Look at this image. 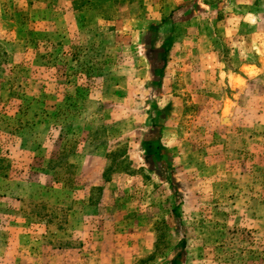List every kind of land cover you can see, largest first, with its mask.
I'll return each instance as SVG.
<instances>
[{
	"label": "rangeland",
	"instance_id": "374dc122",
	"mask_svg": "<svg viewBox=\"0 0 264 264\" xmlns=\"http://www.w3.org/2000/svg\"><path fill=\"white\" fill-rule=\"evenodd\" d=\"M4 1L0 264H264V52L237 5Z\"/></svg>",
	"mask_w": 264,
	"mask_h": 264
},
{
	"label": "crops",
	"instance_id": "0c3cea01",
	"mask_svg": "<svg viewBox=\"0 0 264 264\" xmlns=\"http://www.w3.org/2000/svg\"><path fill=\"white\" fill-rule=\"evenodd\" d=\"M231 4L237 5L233 16L235 22L232 28L228 29L230 34H236L239 42V51H255V53L264 52V0H229ZM4 0H0V23H5L7 18L4 12ZM225 17V14H224ZM228 17V18H229ZM1 26V24H0ZM247 46L243 47V44ZM259 65L264 67V56L258 60ZM258 65L241 64V69ZM149 248V247H148Z\"/></svg>",
	"mask_w": 264,
	"mask_h": 264
},
{
	"label": "trees",
	"instance_id": "16d2710c",
	"mask_svg": "<svg viewBox=\"0 0 264 264\" xmlns=\"http://www.w3.org/2000/svg\"><path fill=\"white\" fill-rule=\"evenodd\" d=\"M3 54H5V53H3ZM160 112H161V111H160ZM166 150H167V149L161 147V145H158L156 151L153 149V153H154V154L156 153V155H160V153H162V151H166ZM173 210H176V208H173ZM182 253H183V252H180V253L175 254V255L173 256V258L167 262V264H177V263H178L177 261H180L179 256H180Z\"/></svg>",
	"mask_w": 264,
	"mask_h": 264
}]
</instances>
